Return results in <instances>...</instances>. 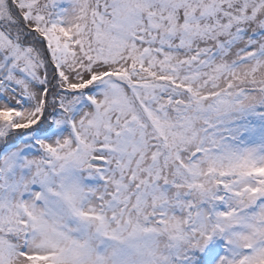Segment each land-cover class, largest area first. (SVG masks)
<instances>
[{"label":"snow or ice","instance_id":"6c2138e0","mask_svg":"<svg viewBox=\"0 0 264 264\" xmlns=\"http://www.w3.org/2000/svg\"><path fill=\"white\" fill-rule=\"evenodd\" d=\"M0 264H264V0H0Z\"/></svg>","mask_w":264,"mask_h":264}]
</instances>
